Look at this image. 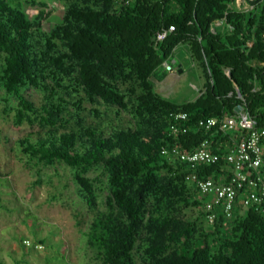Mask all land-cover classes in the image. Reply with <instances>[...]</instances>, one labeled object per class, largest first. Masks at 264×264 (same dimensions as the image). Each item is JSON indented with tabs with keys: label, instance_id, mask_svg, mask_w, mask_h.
Instances as JSON below:
<instances>
[{
	"label": "trees",
	"instance_id": "16d2710c",
	"mask_svg": "<svg viewBox=\"0 0 264 264\" xmlns=\"http://www.w3.org/2000/svg\"><path fill=\"white\" fill-rule=\"evenodd\" d=\"M231 1L101 0L100 6L97 0H71L64 7L62 22L43 31L49 15L45 9L30 20L9 0H0V83L17 101V125L32 121V104L23 96V89L43 88L52 93L58 87L57 83L52 87L47 84L44 72L48 68L62 76L71 75L76 68V77L67 89L71 94L83 92L92 102L98 99L123 108L124 96L116 84L136 82L141 90L134 109L139 121L136 129L115 128L108 134L92 127L61 133L47 129L35 140L28 135L17 142L29 161L57 160L76 168L75 180L88 203L95 195L86 174L96 164L106 167L107 201L125 217V222L118 227L109 218H97L88 238L102 248L107 264L131 263L132 241L141 226L146 194L157 200L163 198L167 208L165 215H152L147 220L143 254L148 264H264V212L254 208L237 215L227 230L223 226L226 220L221 216L216 219L211 226L217 240L215 249L206 238L202 245L188 240L197 227L182 228L173 213L178 204L201 205L189 197V186L199 201L200 197L185 181L187 169L160 154L162 147L171 145L192 150L207 137L196 129L198 120L231 116L239 107L256 119L258 127H264V29L254 14L228 10ZM261 1L250 2L262 4L260 11L264 13ZM113 2L120 4L119 10H110ZM217 22L223 24V30L214 28ZM169 27L173 31L157 43V33ZM33 30L42 42L41 62L33 47ZM179 44H187L191 57L201 64L204 92L195 103L170 102L155 92L150 81L152 77L159 82L166 77V68L158 76L155 71ZM222 68H228L229 74L225 75ZM129 92L134 94L135 90L130 88ZM172 113L187 115L183 122L188 127L186 134H169L168 117ZM49 114L53 116V112ZM47 120L40 121L46 124ZM143 125L149 126L150 133ZM225 167L223 162L203 166L199 174L217 175ZM161 172L170 178L168 190L159 187ZM27 216L35 219L31 214ZM172 246L175 251L167 256ZM0 264L4 263L0 260Z\"/></svg>",
	"mask_w": 264,
	"mask_h": 264
},
{
	"label": "rangeland",
	"instance_id": "374dc122",
	"mask_svg": "<svg viewBox=\"0 0 264 264\" xmlns=\"http://www.w3.org/2000/svg\"><path fill=\"white\" fill-rule=\"evenodd\" d=\"M70 1L9 0V4L24 11L30 20L45 9L49 15L43 22V31H47L53 24L62 22L64 7ZM97 1L101 6V0ZM250 1L252 0H232L228 10L245 15L254 14L258 25L264 29V13L260 11L262 4L257 6ZM260 3L264 5V0ZM119 7L118 2H113L110 10L117 11ZM214 28L221 31L224 26L217 22ZM32 42L41 62L42 42L36 30H33ZM2 67L1 61L0 71ZM164 68L167 71L162 81H157L156 77L150 79L155 92L178 105L195 103L204 92L205 79L200 61L191 57L189 46L179 44L172 56L155 71L156 76ZM222 71L225 75L229 74L228 68H222ZM76 74V68L69 76L56 74L48 68L44 72L47 84L51 87L58 84L52 93L43 88L23 89V96L32 104V113L29 114L32 121L19 125L15 123L17 101L6 94L0 83V260L4 264H107L102 248L88 238L91 225L97 218L101 221L109 218L118 227L125 222V217L116 208L109 206L107 201V170L103 164L92 166L86 174L95 195L93 202L88 203L87 195L75 180L78 173L76 168L57 160L50 163L35 159L29 161L17 145L24 136L31 135L35 140L47 129L61 133L79 132L83 127H92L108 134L115 128L126 130L139 126L134 109L141 90L136 82L116 84V89L124 96L125 102V106L119 108L103 104L98 99L89 101L83 92L71 94L67 84L74 80ZM130 88L135 90L134 94H130ZM51 112L53 116L49 117ZM41 118L48 119V122L43 124ZM142 127L150 133L148 125ZM262 151L264 153V147ZM158 176L159 187L168 190L171 186L169 176L164 172ZM188 195L191 200L198 201L201 205L197 207L190 205L191 203L188 206L178 204L173 215L179 219L182 228L186 225L197 227L196 232H191L187 237L190 242L202 245L206 238L213 249L217 248L213 229L205 221L204 203L201 198L199 201L190 186ZM144 199L146 205L141 215V226L132 241L130 264L149 263L143 254L147 244V220L152 215L167 213L163 198L157 200L146 194ZM27 214L35 219L29 218ZM237 215L239 213L232 221L223 222L225 230L230 229L236 222ZM170 248L167 256L175 251V246Z\"/></svg>",
	"mask_w": 264,
	"mask_h": 264
},
{
	"label": "built area",
	"instance_id": "2783aa9c",
	"mask_svg": "<svg viewBox=\"0 0 264 264\" xmlns=\"http://www.w3.org/2000/svg\"><path fill=\"white\" fill-rule=\"evenodd\" d=\"M161 1V0H148ZM173 27L156 35L161 42ZM169 134L183 135L188 127L185 113L169 114ZM196 129L204 133L203 138L192 150L184 151L178 145L162 147L163 157L178 161L187 169L185 181L193 185L203 199L206 224L213 225L219 215L231 221L236 214L250 208L264 212V127H258L256 119L239 107L234 115L203 118L196 122ZM236 134L237 141L215 145L213 137H228ZM226 166L217 175L208 177L199 174L203 166Z\"/></svg>",
	"mask_w": 264,
	"mask_h": 264
},
{
	"label": "crops",
	"instance_id": "0c3cea01",
	"mask_svg": "<svg viewBox=\"0 0 264 264\" xmlns=\"http://www.w3.org/2000/svg\"><path fill=\"white\" fill-rule=\"evenodd\" d=\"M234 141H237V135L236 134H229V138L225 137V136H223V137L214 136L212 142H214V144L217 145V144H222V143L223 144H227L230 142L232 143Z\"/></svg>",
	"mask_w": 264,
	"mask_h": 264
}]
</instances>
